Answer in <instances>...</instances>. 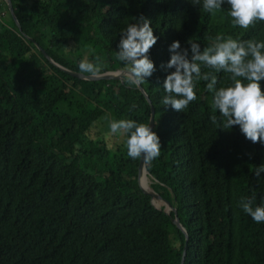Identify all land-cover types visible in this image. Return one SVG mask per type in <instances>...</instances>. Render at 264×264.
<instances>
[{
    "label": "trees",
    "instance_id": "trees-1",
    "mask_svg": "<svg viewBox=\"0 0 264 264\" xmlns=\"http://www.w3.org/2000/svg\"><path fill=\"white\" fill-rule=\"evenodd\" d=\"M10 1L18 26L4 1L9 21L0 20V264L181 263L184 233L173 211L150 203L128 136L109 128L121 119L149 125L152 106L162 147L144 169L185 230L183 264H264V222L240 207L252 197L253 206L264 203V173L254 174L264 143L212 123L220 116L202 79L184 112L162 103L174 41L201 51L218 35L264 41V21L234 26L226 0L213 13L203 0ZM141 15L158 38L148 53L156 70L142 85L151 104L129 84L71 74L90 76L79 63L97 57L100 75L124 71L121 31ZM202 72L216 76L217 88L231 83L223 71Z\"/></svg>",
    "mask_w": 264,
    "mask_h": 264
},
{
    "label": "clouds",
    "instance_id": "clouds-1",
    "mask_svg": "<svg viewBox=\"0 0 264 264\" xmlns=\"http://www.w3.org/2000/svg\"><path fill=\"white\" fill-rule=\"evenodd\" d=\"M194 6L201 0H192ZM230 6L229 15L233 25L243 29L249 28L256 21H264V0H226ZM225 0H203L204 11L213 13L221 9ZM121 31L117 59L124 66L123 79L129 85L142 86L147 77L154 73L155 64L149 58V50L157 43L151 21L142 15L135 18ZM190 48H182L180 41H174L169 51L170 60L162 68L175 69L166 76L163 89L167 93L162 99L166 107L184 112L190 102L196 99L195 81L207 82V89L214 92V108L219 112L210 117L213 124L219 123L220 128L231 130L239 126L246 139L255 143H264V41H239L231 37L217 36L215 42L201 51L197 42L188 41ZM191 53V55H190ZM97 62L81 60L79 71L91 77L101 74L99 57ZM202 67L211 68L215 72L230 74L228 86L216 87L215 75L202 72ZM112 134L123 133L128 136L126 141L128 157L136 160L143 158L152 161L159 157L161 141L149 125L134 120L121 119L109 122ZM264 173V164L256 168L255 176ZM255 197L242 199L240 207L257 222H264V203L253 206Z\"/></svg>",
    "mask_w": 264,
    "mask_h": 264
},
{
    "label": "water",
    "instance_id": "water-1",
    "mask_svg": "<svg viewBox=\"0 0 264 264\" xmlns=\"http://www.w3.org/2000/svg\"><path fill=\"white\" fill-rule=\"evenodd\" d=\"M7 8H8V11H9V14L10 16L12 17L13 21L15 22V24L18 26L17 24V21H16V18H15V15H14V11H13V8H12V4H11V1L10 0H4ZM44 57L48 58L47 55L45 53H43ZM63 70H66L64 68H62ZM123 72V71H122ZM73 76L77 77V78H80V79H83V80H87V81H99V80H109V81H113V80H117V81H120L121 83H123L124 85H128L123 78H117L115 76H112L110 74V72L108 73H105V74H102V75H99L97 77H91V76H85V75H82V74H77V73H71ZM128 87L131 89V90H137V91H142L143 94L146 96V98L148 99L149 103L151 104V100L149 98V96L146 94L145 90L143 89L142 86H140L139 88L138 87H131L130 85H128ZM154 125H155V109L154 107L152 106V114H151V119H150V123H149V126L152 128V130L154 129ZM142 169H144V159L143 158H139V164H138V184H139V187L140 189L143 191V193L145 195H147L150 199V203L153 204V201L156 200V201H162L163 204H165V206L167 207V210H172L173 211V216L170 218L172 223H174V225L180 229L181 231H183L184 233V246H183V252H182V257H181V263L180 264H183V260H184V254H185V250H186V246H187V241H186V233H185V230L183 229V227L179 224L178 220H177V217H176V214H175V211L174 209L171 207V205L163 200L157 193H155L154 191L150 190V191H147L145 190L142 185L140 184L139 182V177H140V174H141V171ZM166 212V210H164Z\"/></svg>",
    "mask_w": 264,
    "mask_h": 264
},
{
    "label": "rangeland",
    "instance_id": "rangeland-1",
    "mask_svg": "<svg viewBox=\"0 0 264 264\" xmlns=\"http://www.w3.org/2000/svg\"><path fill=\"white\" fill-rule=\"evenodd\" d=\"M10 16V15H9ZM3 19H4V21H6V22H8L9 21V18L7 17V15H5L4 17H3ZM124 72V71H123ZM122 71H116V72H110V74H115V73H123ZM121 78H123V75H122V77ZM97 132V130H95V132L93 133V135H95V133ZM93 135H91V136H93ZM139 182H140V179H139ZM151 183H152V178L146 173V171H145V175H144V178H143V182H142V184L143 185H145L146 187H149L150 189H151V187H150V185H151ZM141 184V183H140ZM141 184V185H142ZM143 185H142V187H143ZM155 206H159L160 204H163L161 201H154V203H153Z\"/></svg>",
    "mask_w": 264,
    "mask_h": 264
},
{
    "label": "bare ground",
    "instance_id": "bare-ground-1",
    "mask_svg": "<svg viewBox=\"0 0 264 264\" xmlns=\"http://www.w3.org/2000/svg\"><path fill=\"white\" fill-rule=\"evenodd\" d=\"M122 74L123 73H115V74H111L112 76H115V77H117V78H119V77H122ZM144 175H145V169H142V171H141V174H140V176H142V180H143V178H144ZM139 179H140V181H141V183H142V180H141V178L139 177ZM143 185V184H142ZM143 187L147 190V191H150L151 189L149 188V187H145L144 185H143ZM155 201V200H154ZM154 201H153V203H154ZM162 202V201H161ZM163 203V202H162ZM164 207H165V210H167V207L165 206V204H164Z\"/></svg>",
    "mask_w": 264,
    "mask_h": 264
},
{
    "label": "built area",
    "instance_id": "built-area-1",
    "mask_svg": "<svg viewBox=\"0 0 264 264\" xmlns=\"http://www.w3.org/2000/svg\"><path fill=\"white\" fill-rule=\"evenodd\" d=\"M4 0H0V20L4 17V12L1 11V6Z\"/></svg>",
    "mask_w": 264,
    "mask_h": 264
}]
</instances>
